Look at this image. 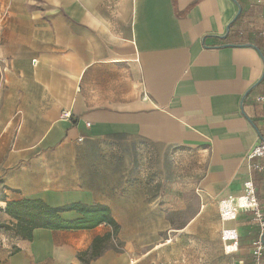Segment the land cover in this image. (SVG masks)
Instances as JSON below:
<instances>
[{"label":"crops","instance_id":"obj_1","mask_svg":"<svg viewBox=\"0 0 264 264\" xmlns=\"http://www.w3.org/2000/svg\"><path fill=\"white\" fill-rule=\"evenodd\" d=\"M262 1L0 0V264H83L79 254L108 233L88 264H138L169 244L174 212L187 215L179 232L189 234L211 209L218 250L250 264L253 215L222 220L220 203L251 179L264 215V159L246 158L264 137L250 103L264 93V48L241 32ZM140 145L193 156L197 178L180 201L172 181L142 191ZM25 200L105 207L117 229L33 228L24 238L6 205Z\"/></svg>","mask_w":264,"mask_h":264},{"label":"rangeland","instance_id":"obj_2","mask_svg":"<svg viewBox=\"0 0 264 264\" xmlns=\"http://www.w3.org/2000/svg\"><path fill=\"white\" fill-rule=\"evenodd\" d=\"M259 5L262 6V9L260 8L262 14L257 12V14H252V16L246 18V21L243 20L241 22V32L244 36L254 32L256 37L264 40L263 1L257 2V6ZM252 24L253 29L248 26ZM262 46L264 48V45ZM261 94H263V91L259 95ZM250 103L251 116L264 133V104H259L255 100H251ZM183 152L179 148L140 145L139 152L135 151L133 157L137 166L139 164L141 167L142 191L146 189L145 185L152 184L154 180L158 181L157 185L160 188L158 190L161 191L164 190L162 188L164 180L172 181V193L174 199L178 201H180L181 193L184 192L186 186L191 191V185L197 178V163L194 159L192 160L193 156ZM128 156V158L132 157L129 153ZM181 184L183 185L182 188ZM191 212L193 210L189 209V215ZM187 218V215L182 212H174L172 219H170L171 228L169 231L171 238L167 237L171 239V242L168 239L169 244L166 247L145 257L138 264H237L238 258L236 256L229 257L218 250L214 229L219 220L215 217L213 209L205 213L196 229L190 230L189 234H180L179 229L186 223ZM150 222L148 221V223ZM146 235L145 232H142L141 236L145 238ZM112 246L117 251L121 250L120 243L114 242ZM150 246L145 245L144 249L146 250ZM261 260L264 261V252ZM250 262L252 263V261ZM262 264L264 263L262 262Z\"/></svg>","mask_w":264,"mask_h":264},{"label":"trees","instance_id":"obj_3","mask_svg":"<svg viewBox=\"0 0 264 264\" xmlns=\"http://www.w3.org/2000/svg\"><path fill=\"white\" fill-rule=\"evenodd\" d=\"M239 16L240 11L237 17ZM261 41L263 42L264 40ZM260 136L264 138L262 135ZM68 210H76L82 215V218L73 221H62L59 217V213ZM6 212L18 220V227L20 226V222L27 225L28 234L24 235V238L30 237L31 230L33 228H47L51 230H82L90 229L99 224L105 223L110 225L114 229V232L117 229V225L110 217L108 209L101 206L85 207L73 204L65 207L50 208L44 206L40 201L25 200L20 203H7ZM1 227L4 226L0 225V228ZM22 230L25 232V228ZM112 239H114V237L113 234L110 233L101 237H95L89 254H79L80 261L83 264H88L89 260L99 256L103 248L101 246ZM262 242L264 243V233L262 235ZM250 261H252L250 264H254L253 258Z\"/></svg>","mask_w":264,"mask_h":264},{"label":"built area","instance_id":"obj_4","mask_svg":"<svg viewBox=\"0 0 264 264\" xmlns=\"http://www.w3.org/2000/svg\"><path fill=\"white\" fill-rule=\"evenodd\" d=\"M254 100L259 104H264V93L258 95ZM89 126V123H86ZM246 158L264 159V139L258 137L256 145H254L247 153ZM262 170V167H256ZM226 203V204H225ZM238 213H251L253 221L259 230V237L253 244L252 257L254 264H262L263 242L262 235L264 233V215L261 211L259 201L256 195V188L251 179L243 183L242 194L236 199H227L220 203V217L222 220L234 219ZM238 235L235 230L224 231L222 234V242L224 244V253L231 255L238 250Z\"/></svg>","mask_w":264,"mask_h":264},{"label":"water","instance_id":"obj_5","mask_svg":"<svg viewBox=\"0 0 264 264\" xmlns=\"http://www.w3.org/2000/svg\"><path fill=\"white\" fill-rule=\"evenodd\" d=\"M239 11H240V10H238V12H237V13H239ZM237 15H238V14H237ZM237 15H236V16H237ZM263 76H264V74H263Z\"/></svg>","mask_w":264,"mask_h":264},{"label":"bare ground","instance_id":"obj_6","mask_svg":"<svg viewBox=\"0 0 264 264\" xmlns=\"http://www.w3.org/2000/svg\"><path fill=\"white\" fill-rule=\"evenodd\" d=\"M226 204V203H225Z\"/></svg>","mask_w":264,"mask_h":264}]
</instances>
